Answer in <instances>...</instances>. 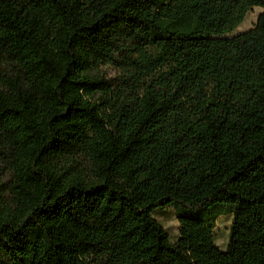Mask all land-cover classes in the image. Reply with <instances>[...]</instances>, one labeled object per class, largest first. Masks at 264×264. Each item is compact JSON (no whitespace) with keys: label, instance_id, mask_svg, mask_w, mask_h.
<instances>
[{"label":"trees","instance_id":"obj_1","mask_svg":"<svg viewBox=\"0 0 264 264\" xmlns=\"http://www.w3.org/2000/svg\"><path fill=\"white\" fill-rule=\"evenodd\" d=\"M254 8L0 0V264H264V12L230 36ZM167 206L197 216L175 240Z\"/></svg>","mask_w":264,"mask_h":264},{"label":"rangeland","instance_id":"obj_2","mask_svg":"<svg viewBox=\"0 0 264 264\" xmlns=\"http://www.w3.org/2000/svg\"><path fill=\"white\" fill-rule=\"evenodd\" d=\"M263 12V8H254L253 10H251L247 14L244 22L230 36H234L251 29L255 24L258 16ZM100 71L102 74H106L107 76H113L116 74V70L112 67H101ZM177 214L178 216L180 214H184L189 217L194 216V214L184 213L180 208L176 206L159 207L153 211L154 218L159 220V222L165 227L172 240H175L177 236H179ZM230 226L231 217L227 215L222 216L216 222L215 238L221 250H225L228 246L227 242L229 239Z\"/></svg>","mask_w":264,"mask_h":264}]
</instances>
